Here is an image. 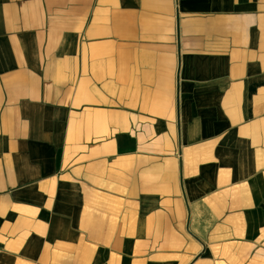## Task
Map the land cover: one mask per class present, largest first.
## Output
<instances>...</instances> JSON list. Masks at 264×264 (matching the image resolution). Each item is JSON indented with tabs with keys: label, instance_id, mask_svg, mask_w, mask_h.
Wrapping results in <instances>:
<instances>
[{
	"label": "crops",
	"instance_id": "0c3cea01",
	"mask_svg": "<svg viewBox=\"0 0 264 264\" xmlns=\"http://www.w3.org/2000/svg\"><path fill=\"white\" fill-rule=\"evenodd\" d=\"M0 264H264V0H0Z\"/></svg>",
	"mask_w": 264,
	"mask_h": 264
}]
</instances>
